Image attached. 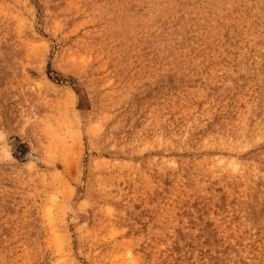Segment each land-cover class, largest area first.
Masks as SVG:
<instances>
[{"label":"rangeland","instance_id":"rangeland-1","mask_svg":"<svg viewBox=\"0 0 264 264\" xmlns=\"http://www.w3.org/2000/svg\"><path fill=\"white\" fill-rule=\"evenodd\" d=\"M0 264H264V0H0Z\"/></svg>","mask_w":264,"mask_h":264},{"label":"bare ground","instance_id":"bare-ground-1","mask_svg":"<svg viewBox=\"0 0 264 264\" xmlns=\"http://www.w3.org/2000/svg\"><path fill=\"white\" fill-rule=\"evenodd\" d=\"M231 165V164H230ZM232 166V165H231Z\"/></svg>","mask_w":264,"mask_h":264}]
</instances>
